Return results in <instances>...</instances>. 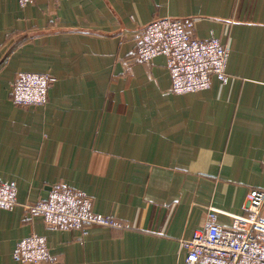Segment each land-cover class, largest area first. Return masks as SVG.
Listing matches in <instances>:
<instances>
[{
    "label": "crops",
    "instance_id": "0c3cea01",
    "mask_svg": "<svg viewBox=\"0 0 264 264\" xmlns=\"http://www.w3.org/2000/svg\"><path fill=\"white\" fill-rule=\"evenodd\" d=\"M192 19L229 49L227 78L174 93L167 59L141 61L142 27ZM19 71L51 76L48 102L21 106ZM0 264L46 238L55 264H188L183 239L207 213L229 227L264 186V0H0ZM65 183L117 227L60 229L26 205Z\"/></svg>",
    "mask_w": 264,
    "mask_h": 264
},
{
    "label": "built area",
    "instance_id": "2783aa9c",
    "mask_svg": "<svg viewBox=\"0 0 264 264\" xmlns=\"http://www.w3.org/2000/svg\"><path fill=\"white\" fill-rule=\"evenodd\" d=\"M32 0H20L26 6ZM192 19L163 16L141 29L137 57L151 61L159 55L167 59L172 90L177 94L209 89L214 76L227 78L228 47L217 37L199 38L192 33ZM51 76L44 72L19 71L12 84L13 101L21 106H43L48 102ZM18 203L15 183L0 181V208L12 209ZM43 216L47 225L60 229L87 226L117 227L108 215L93 210L86 192L65 183L52 186L45 200L26 205ZM244 215H236L229 227L217 221L218 209L207 213L205 226L192 238L183 239L188 264H264V186L252 188ZM14 260L20 264H55L44 236L31 234L16 243Z\"/></svg>",
    "mask_w": 264,
    "mask_h": 264
}]
</instances>
